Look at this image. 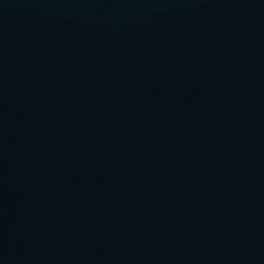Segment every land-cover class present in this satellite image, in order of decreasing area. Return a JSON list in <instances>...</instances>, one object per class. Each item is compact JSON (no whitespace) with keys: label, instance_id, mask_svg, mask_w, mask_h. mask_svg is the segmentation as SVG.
Returning a JSON list of instances; mask_svg holds the SVG:
<instances>
[{"label":"water","instance_id":"1","mask_svg":"<svg viewBox=\"0 0 264 264\" xmlns=\"http://www.w3.org/2000/svg\"><path fill=\"white\" fill-rule=\"evenodd\" d=\"M0 264H264V0H0Z\"/></svg>","mask_w":264,"mask_h":264}]
</instances>
